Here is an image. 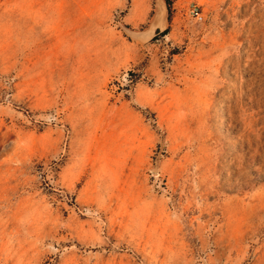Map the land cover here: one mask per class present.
I'll return each mask as SVG.
<instances>
[{
  "label": "rangeland",
  "instance_id": "374dc122",
  "mask_svg": "<svg viewBox=\"0 0 264 264\" xmlns=\"http://www.w3.org/2000/svg\"><path fill=\"white\" fill-rule=\"evenodd\" d=\"M0 264H264V0H0Z\"/></svg>",
  "mask_w": 264,
  "mask_h": 264
},
{
  "label": "built area",
  "instance_id": "2783aa9c",
  "mask_svg": "<svg viewBox=\"0 0 264 264\" xmlns=\"http://www.w3.org/2000/svg\"><path fill=\"white\" fill-rule=\"evenodd\" d=\"M189 12L194 15V16H199L200 15V9L196 5H191L189 7Z\"/></svg>",
  "mask_w": 264,
  "mask_h": 264
},
{
  "label": "trees",
  "instance_id": "16d2710c",
  "mask_svg": "<svg viewBox=\"0 0 264 264\" xmlns=\"http://www.w3.org/2000/svg\"><path fill=\"white\" fill-rule=\"evenodd\" d=\"M167 7L169 8V5H168V3H167Z\"/></svg>",
  "mask_w": 264,
  "mask_h": 264
}]
</instances>
